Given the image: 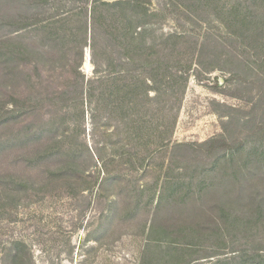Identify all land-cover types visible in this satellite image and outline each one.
I'll return each instance as SVG.
<instances>
[{
    "label": "trees",
    "instance_id": "obj_1",
    "mask_svg": "<svg viewBox=\"0 0 264 264\" xmlns=\"http://www.w3.org/2000/svg\"><path fill=\"white\" fill-rule=\"evenodd\" d=\"M143 2L77 0L60 14L45 0L0 17V216L89 194L82 213L101 206L109 226L148 214L145 258L166 246V264H264V0H173L207 28L153 44L138 32ZM215 70L230 74L215 90L235 82L246 105L217 103L221 134L175 141L191 73ZM4 264H34L25 242Z\"/></svg>",
    "mask_w": 264,
    "mask_h": 264
},
{
    "label": "rangeland",
    "instance_id": "obj_2",
    "mask_svg": "<svg viewBox=\"0 0 264 264\" xmlns=\"http://www.w3.org/2000/svg\"><path fill=\"white\" fill-rule=\"evenodd\" d=\"M12 1L0 0V17L12 20L11 23L16 20L17 14H33L38 10L36 3H45V0ZM75 1L77 0H50V12L59 11L62 14L66 8V11L71 10ZM143 5L148 14L144 15L143 10L139 11L144 26L138 32L142 33V39L146 43H159L171 34H191V31L194 35L200 33L202 36L207 28L206 24L192 26L186 15L174 8L173 0H144ZM89 31L91 33V29ZM1 32L2 29L0 35L3 34ZM25 38L30 40L31 35L27 34ZM88 44H91V40ZM74 45L68 48L72 52V58H76L77 54ZM87 52L91 55L89 45L84 47L82 70L88 77H92L94 66L87 61ZM44 69L48 71L47 68ZM58 74H54L55 87L63 84L64 80H58ZM205 76L207 79L200 81L197 73L192 72L188 79L175 129L174 140L177 142H205L221 134L223 121L214 112L217 103L235 107L246 105L243 100L230 95L240 94L233 89L237 85L235 82L218 88L224 92L215 90L218 77L228 79L229 73L215 70ZM47 77L44 72L42 79L47 81ZM89 198L90 195L86 194L80 200L68 197L47 199L20 206L9 219L0 216V264H4L6 248L15 241L25 242L34 264H144L143 261L149 264H166L167 261L160 258L161 253L167 250L166 246L151 247L147 258L143 254L148 244L144 230V226L149 223L147 213L141 212L136 216V221L132 218L116 221L109 226L107 215L102 213L101 206L82 213ZM201 264H206V260L201 261Z\"/></svg>",
    "mask_w": 264,
    "mask_h": 264
},
{
    "label": "water",
    "instance_id": "obj_3",
    "mask_svg": "<svg viewBox=\"0 0 264 264\" xmlns=\"http://www.w3.org/2000/svg\"><path fill=\"white\" fill-rule=\"evenodd\" d=\"M87 60L89 59V62H90V64H91V61H90V59H91V57H90V53L89 52H87Z\"/></svg>",
    "mask_w": 264,
    "mask_h": 264
},
{
    "label": "bare ground",
    "instance_id": "obj_4",
    "mask_svg": "<svg viewBox=\"0 0 264 264\" xmlns=\"http://www.w3.org/2000/svg\"><path fill=\"white\" fill-rule=\"evenodd\" d=\"M87 61H89V59ZM87 64H89V63L87 62Z\"/></svg>",
    "mask_w": 264,
    "mask_h": 264
}]
</instances>
